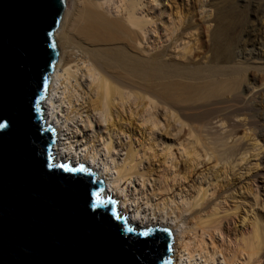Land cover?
<instances>
[{
  "label": "bare ground",
  "instance_id": "bare-ground-1",
  "mask_svg": "<svg viewBox=\"0 0 264 264\" xmlns=\"http://www.w3.org/2000/svg\"><path fill=\"white\" fill-rule=\"evenodd\" d=\"M157 2L67 0L41 103L44 127L58 135L54 162L99 167L122 197V215L133 209V230L179 229L177 264H264V199L247 185L231 187L235 168L264 146V40L249 28L240 53L229 52L238 24L214 0L212 30L197 14L160 28L149 18L153 10L162 16ZM253 21L255 30L264 24ZM185 36H198L193 47ZM232 214L251 226L233 251L222 235Z\"/></svg>",
  "mask_w": 264,
  "mask_h": 264
},
{
  "label": "water",
  "instance_id": "water-1",
  "mask_svg": "<svg viewBox=\"0 0 264 264\" xmlns=\"http://www.w3.org/2000/svg\"><path fill=\"white\" fill-rule=\"evenodd\" d=\"M64 8L65 0H0V118L10 122L0 130V264H171L170 231L133 230L94 173L54 162L41 103Z\"/></svg>",
  "mask_w": 264,
  "mask_h": 264
},
{
  "label": "rangeland",
  "instance_id": "rangeland-1",
  "mask_svg": "<svg viewBox=\"0 0 264 264\" xmlns=\"http://www.w3.org/2000/svg\"><path fill=\"white\" fill-rule=\"evenodd\" d=\"M209 1L210 0H158L157 3L159 4V7L161 8L162 16L160 17V16L156 15V11L153 10V11H151V15L149 18H153L154 21H157V25L160 28H162V27H164V23L166 24V23H168V21L180 22V20H181L182 22L185 21V23H187V19L192 16L191 14H197L198 15L197 18L199 19L202 17L201 21L203 22V24L206 25V27H208L209 30H212L214 28V23H211L209 20H211V18L213 17L214 11L213 10H212V12L209 11V7H208ZM214 1L218 6L217 8H221L224 10L225 9L226 10L231 9L232 11H234L233 16H234L236 24H238L237 27H235L234 29H231L228 32V34H230L231 39L226 37L224 35L225 34L224 32H221V39L222 38L223 39L228 38L227 39V49L229 50V52L234 53V54L240 53V50L238 49V47H239L238 43H239V41H241V39L239 38L240 34H243L242 32L246 33L249 28H250L249 32H247V33H249V36L251 38H257L255 36V34L258 33L259 38H260L259 40L260 41L264 40V24L261 26V29H259V30H255V27H253L254 26L253 24L256 23L255 21H253L254 19L257 20L258 22H264V0H214ZM66 3H67V0H65V8H64L63 12L66 10V8H68V5ZM142 3H144V5H145L146 1L142 2ZM142 7H143V5H142ZM144 8H146V7H144ZM255 10H259V16L255 15ZM191 11H194V13H192ZM200 12H201V14H200ZM210 13L212 14L211 16H210ZM229 15H231V14H229ZM61 20H62V16L60 17L58 24H60ZM230 26H235V25L232 24ZM57 27L58 26H56V28ZM199 27L202 28L201 26H198V29H200ZM56 28L54 29V31L56 30ZM54 31L52 33L53 39L55 38ZM193 33H195V30H193ZM197 33H195V34L197 35ZM203 36H204L203 39H205L206 41L210 40V38L207 37L206 34H204ZM195 37L196 36H193V38L190 40L188 36H185L184 43L185 42L188 43V41L190 40L189 45L193 47L194 43H195V40H194ZM196 38H198V36ZM54 42H55V46H56L58 53H59L58 59L55 63V66H56V64L59 60L60 51L56 45L55 39H54ZM221 45H223V42H221ZM180 49H182V48L180 47L178 49V51ZM253 70H256V69L254 68ZM252 72L254 73L255 71H252ZM259 72H260V68H259V71H256V74H258ZM47 92H48V87H47ZM46 108L49 109L50 107L46 106ZM43 111L44 112H42V113H43V116L45 118L44 114L46 113V109ZM52 130L54 131L55 129L52 128ZM244 132L245 131H243V130H239V132H238L239 136L242 135ZM248 133L250 134V132H248ZM55 138H56V140L58 139V135L56 132H55ZM251 138H253V137L249 136L246 139H244L245 140L244 142L250 147L254 143V140H252ZM260 144L262 145L263 143L260 142L259 145ZM123 149L124 150L121 151L122 152V156L120 157L121 159L125 158L124 156L126 154V146H124ZM250 151H251V153L248 154L246 161L241 162L242 166L240 165V167H242L243 169H240L239 167H237L238 169L235 168V170L236 169L237 170L236 171L234 170V175L232 176L233 183H232L231 187H233V188L235 187V189L237 190L239 188V186H244V185L246 186L247 185V187H249V188L251 187L250 189H252L254 194H256L261 199H264V162H263V160H264V146H263L262 151L261 150L259 151L260 154H258V150H257V152L253 151L252 149ZM80 156H83L86 159L84 152H80ZM88 158H87V160H88ZM56 163H58V162H56ZM66 163H68V162H66ZM86 163H88V161L84 162V164H81V165L84 168L88 169L89 171H91L92 173L95 174L96 181H101L103 183L104 188H103V191L101 194L102 197H104V198L110 197L111 199L116 201L117 202L116 203V209H117L118 217H122V216L125 217L126 216L128 225L132 226L133 228H136L137 227L136 226L137 219L135 218V214L132 213L133 209H130L131 211H129L127 213H123V215H122V212L119 211L120 208H123L124 211L126 208L123 205L122 197L120 195L117 196L115 191L112 190V188L110 187V183L107 180L108 178L105 176V174H103L102 170H100L99 167L95 168V166H93L92 164L89 165ZM69 164L72 166L74 164V162L73 161L69 162ZM234 164H240V163L236 162ZM239 170H242V171H239ZM235 172H236V174H235ZM246 173H248V174L246 175ZM240 175H243V177L242 176L239 177ZM237 176H238V178H237ZM241 183L243 185H241ZM241 219H242V217H241ZM227 220H228L227 221L228 223L223 221L222 230L224 233L222 232V235H223V237L227 243V244L226 243L225 244L228 245L227 247H229V250L233 251L235 244L236 243L238 244L240 242L239 239L242 237V233L244 234V236H247V237L249 236V234L251 232L250 220L248 219V221L245 222L244 226L240 225V218L238 216L233 215V214ZM157 228L158 227L156 226L154 229H157ZM158 229H161V228H158ZM142 230H148V229H141V231ZM164 230H166V229H164ZM167 230L170 231L171 236H172V244H171L172 262H171V264H177L176 262L178 260L176 259L175 247H176V234L179 235V233H178L179 229L177 230V229H173V228L169 227ZM237 240H239V242H237ZM223 247H224V245H223ZM230 248H232V249H230ZM257 264H261V263H257Z\"/></svg>",
  "mask_w": 264,
  "mask_h": 264
},
{
  "label": "snow or ice",
  "instance_id": "snow-or-ice-1",
  "mask_svg": "<svg viewBox=\"0 0 264 264\" xmlns=\"http://www.w3.org/2000/svg\"><path fill=\"white\" fill-rule=\"evenodd\" d=\"M9 123L10 122L7 119L0 118V130L7 129L9 127ZM61 167H64L68 171H75L76 170V169H73V168H71V167H69L67 165H61ZM78 170L81 171V172L87 171L83 166H81ZM95 195L97 196L96 203L102 204V203L105 202L104 200L99 198V194H95ZM108 202L110 203L111 201L109 200ZM95 206L96 205L94 204L93 207H95ZM128 231H131V229H129ZM142 235L144 237H148L149 233L148 232H144V233H142Z\"/></svg>",
  "mask_w": 264,
  "mask_h": 264
},
{
  "label": "clouds",
  "instance_id": "clouds-1",
  "mask_svg": "<svg viewBox=\"0 0 264 264\" xmlns=\"http://www.w3.org/2000/svg\"><path fill=\"white\" fill-rule=\"evenodd\" d=\"M58 163H61V164H63L62 162H58ZM70 165V164H69ZM71 166V165H70Z\"/></svg>",
  "mask_w": 264,
  "mask_h": 264
}]
</instances>
